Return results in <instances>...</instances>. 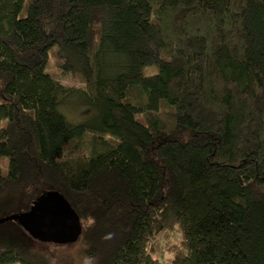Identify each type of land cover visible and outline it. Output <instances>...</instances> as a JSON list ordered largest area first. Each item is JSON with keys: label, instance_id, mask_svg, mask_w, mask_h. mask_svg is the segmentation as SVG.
<instances>
[{"label": "trees", "instance_id": "obj_1", "mask_svg": "<svg viewBox=\"0 0 264 264\" xmlns=\"http://www.w3.org/2000/svg\"><path fill=\"white\" fill-rule=\"evenodd\" d=\"M40 183L68 264H160L175 227L168 264H264V0H0V220ZM36 242L1 222L0 264H54Z\"/></svg>", "mask_w": 264, "mask_h": 264}, {"label": "water", "instance_id": "obj_2", "mask_svg": "<svg viewBox=\"0 0 264 264\" xmlns=\"http://www.w3.org/2000/svg\"><path fill=\"white\" fill-rule=\"evenodd\" d=\"M19 220L23 228L36 240L58 245L73 244L81 237L83 228L70 204L57 191L39 197L31 212L10 215L0 220Z\"/></svg>", "mask_w": 264, "mask_h": 264}, {"label": "rangeland", "instance_id": "obj_3", "mask_svg": "<svg viewBox=\"0 0 264 264\" xmlns=\"http://www.w3.org/2000/svg\"><path fill=\"white\" fill-rule=\"evenodd\" d=\"M46 71L55 80L59 81L67 87H80L79 84L73 81L70 75L62 73L52 63L48 65ZM7 165L8 166L4 164L5 169L8 170V168H10L12 173L17 172V165L15 162H12L10 165L7 163ZM35 187V192L32 191L34 189L28 192V197H31V199H33V203H36L38 201L40 193H42L43 190H47V192H53L52 188L46 184L40 183ZM19 196L17 199L18 202H23L24 196ZM15 210L16 209L14 208L13 212ZM181 239L182 233L177 229V227H175L171 231H162L155 239L153 251L154 258L158 259L160 264H168L174 257V252L169 249L178 244ZM34 248L49 257L51 262L54 264H68L76 257L77 254V244L58 245L54 243L36 242Z\"/></svg>", "mask_w": 264, "mask_h": 264}, {"label": "bare ground", "instance_id": "obj_4", "mask_svg": "<svg viewBox=\"0 0 264 264\" xmlns=\"http://www.w3.org/2000/svg\"><path fill=\"white\" fill-rule=\"evenodd\" d=\"M31 191V190H30Z\"/></svg>", "mask_w": 264, "mask_h": 264}]
</instances>
